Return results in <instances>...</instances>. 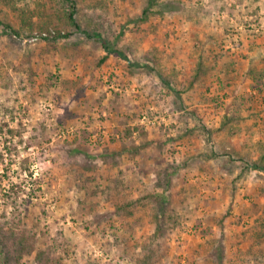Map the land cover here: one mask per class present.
<instances>
[{
	"label": "rangeland",
	"instance_id": "374dc122",
	"mask_svg": "<svg viewBox=\"0 0 264 264\" xmlns=\"http://www.w3.org/2000/svg\"><path fill=\"white\" fill-rule=\"evenodd\" d=\"M75 1L137 64L0 0V264H264V0Z\"/></svg>",
	"mask_w": 264,
	"mask_h": 264
},
{
	"label": "trees",
	"instance_id": "16d2710c",
	"mask_svg": "<svg viewBox=\"0 0 264 264\" xmlns=\"http://www.w3.org/2000/svg\"><path fill=\"white\" fill-rule=\"evenodd\" d=\"M155 0H148L147 4L145 5V7H143L142 11H141V15L139 17L140 20H146L148 17V12L150 10V7H152L153 3ZM61 4L64 6L61 9V13L65 16L66 21L71 24L76 31H78L79 33H81L83 36H85L87 39H92L94 41H96L97 43H99L100 47L105 51V55H103L99 62H103L109 54H115L116 56L124 59L127 64L130 65H136L137 63H133L131 62V60L127 57V55L124 53V51L122 49H120L117 44L115 42L110 41L108 38H106L105 36H103L100 32L98 31H89L86 29L81 28V26L79 25V23L76 20V1L75 0H60ZM0 26H2L3 30H6V33L8 35H13V36H20V32L17 29H14L13 27H11L9 24L7 23H3V21L0 20ZM69 33H61L60 31L55 32L54 34H49L46 38V40H56L58 38H62V37H66L68 36ZM160 80L162 81V83L164 85H169V82L167 80H164L162 78V76L157 75ZM223 127V126H221ZM207 131H209L208 129H206ZM263 161L259 160L258 162L253 161V163H250L248 165V163H244L246 166L243 165L242 168H254V169H260V170H264V165L262 163ZM156 196H160L158 195V193H156ZM158 198V203L160 204V209L161 211H157L154 215L155 218V224H156V230H162V225H164L165 220H163L164 215L166 216L167 219L169 220H173L174 222H177V218H178V214L175 212L169 213L168 210L166 208H163L162 205H165V201L163 197H156ZM130 214V213H129ZM178 215V216H177ZM178 224V222H177ZM6 261H8V258L5 257Z\"/></svg>",
	"mask_w": 264,
	"mask_h": 264
},
{
	"label": "built area",
	"instance_id": "2783aa9c",
	"mask_svg": "<svg viewBox=\"0 0 264 264\" xmlns=\"http://www.w3.org/2000/svg\"><path fill=\"white\" fill-rule=\"evenodd\" d=\"M49 32L51 33L52 31H42V32H39V33H35V35L31 38V40H36V39H39V38H44L46 36L49 35ZM141 120L143 123L147 122H154V121H150L149 119L146 118V115H142L141 117Z\"/></svg>",
	"mask_w": 264,
	"mask_h": 264
}]
</instances>
